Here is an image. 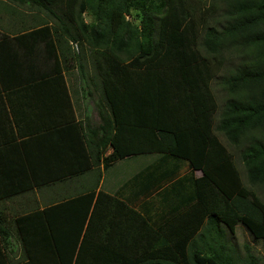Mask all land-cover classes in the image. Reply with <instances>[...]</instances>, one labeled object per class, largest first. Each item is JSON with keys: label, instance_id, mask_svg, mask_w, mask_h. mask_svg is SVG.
Wrapping results in <instances>:
<instances>
[{"label": "trees", "instance_id": "1", "mask_svg": "<svg viewBox=\"0 0 264 264\" xmlns=\"http://www.w3.org/2000/svg\"><path fill=\"white\" fill-rule=\"evenodd\" d=\"M14 1L45 18L12 39L0 33V46L22 50L19 59L3 45L0 80L21 71L29 73L20 81L76 82L89 98L79 124L94 170L159 154L201 175L168 182V205L153 220L96 191L98 179L42 209L6 213V202L15 204L29 186L49 184L16 180L26 170L33 175L15 168L0 200V264H258L248 246L240 257L231 238L241 223L264 240V202L245 186L216 131L238 150L247 181L264 187V0H210L224 6L211 21L191 0ZM228 58L236 61L222 80L227 95L215 122L211 82Z\"/></svg>", "mask_w": 264, "mask_h": 264}, {"label": "crops", "instance_id": "2", "mask_svg": "<svg viewBox=\"0 0 264 264\" xmlns=\"http://www.w3.org/2000/svg\"><path fill=\"white\" fill-rule=\"evenodd\" d=\"M44 18L43 10L19 5L14 0H0V33L8 40L31 25H38ZM3 45L12 47L13 55L17 52L20 59V48L2 44V52ZM41 68L43 65L37 60L34 69ZM28 73L18 71L12 81L0 80V200L6 198L4 192L15 179L49 184L29 186L16 197L15 204L14 199L6 202V213L12 208L42 209L93 188L98 179L96 191L125 200L155 220L168 205L169 194L163 192L169 190L171 183L168 182L201 175L200 170H191L187 162H176L159 154L133 155L115 161L107 169L99 164L96 166L99 169L94 170L86 141L87 127L79 124L80 120H85L87 97L85 99L78 84L66 76L20 81ZM109 151L107 149L105 154ZM118 163L136 169L121 178L117 171L113 177L109 171ZM15 168H29L33 178H29L26 170V179H14ZM156 182H163V186L152 191ZM145 184L150 185V193L141 192Z\"/></svg>", "mask_w": 264, "mask_h": 264}, {"label": "rangeland", "instance_id": "3", "mask_svg": "<svg viewBox=\"0 0 264 264\" xmlns=\"http://www.w3.org/2000/svg\"><path fill=\"white\" fill-rule=\"evenodd\" d=\"M194 3H197L198 6L203 5V8H205V14L209 15L208 21H211L210 18H213L215 16H219L221 12H223L224 6L222 1H216V5H212L210 3V0H191ZM205 2V3H204ZM207 9V11H206ZM215 11V13L210 16L212 11ZM86 20H88L87 17H85ZM126 18H131L130 15H127ZM235 59L228 58L222 66L218 68V70L215 72V77L211 82V88L213 91V94L216 98L218 109L215 114V122L218 120V114L219 111L224 103L225 97L227 95V92L225 91V87L222 84V80L224 77H226L229 73V68L233 66L235 63ZM89 101V98L87 99ZM90 116L92 117L93 121L97 120L96 113L94 109H92V104H90ZM217 135L219 136L222 143L229 149V151L233 154L234 161L241 173V178L245 186L249 189H251L259 199H261L264 202V187L262 186H252L246 178L244 168L242 166L241 160H240V154L238 150H235L231 144L227 141V139L217 132ZM140 158V157H139ZM143 158V157H142ZM130 162V160L128 161ZM135 167H132L130 165H126L124 163H118L114 167H112L109 171L110 175L113 177H116L117 171L120 173V176L118 178L124 177L125 175H128L131 171L135 170ZM117 178V179H118ZM232 243H234L237 248V253L240 257L244 256L245 253V247L248 246L249 250L258 258V264H264V240L263 239H255L252 237L251 233L248 231V229H245L244 225L239 223L236 227V232L234 236L231 238Z\"/></svg>", "mask_w": 264, "mask_h": 264}]
</instances>
